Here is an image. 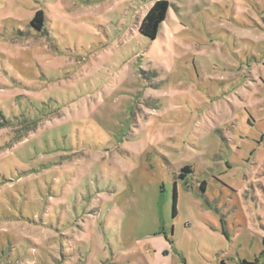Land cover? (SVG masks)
Masks as SVG:
<instances>
[{
  "label": "rangeland",
  "instance_id": "rangeland-1",
  "mask_svg": "<svg viewBox=\"0 0 264 264\" xmlns=\"http://www.w3.org/2000/svg\"><path fill=\"white\" fill-rule=\"evenodd\" d=\"M155 1L0 0V264H264V0Z\"/></svg>",
  "mask_w": 264,
  "mask_h": 264
},
{
  "label": "trees",
  "instance_id": "trees-1",
  "mask_svg": "<svg viewBox=\"0 0 264 264\" xmlns=\"http://www.w3.org/2000/svg\"><path fill=\"white\" fill-rule=\"evenodd\" d=\"M168 9V3L164 0H157L148 10L146 15L141 21L138 32L139 34L149 40H154L156 38L158 28L160 24L165 20V16ZM42 23V13L37 12L30 24L35 29H39ZM182 172H189V168L185 167L182 169ZM175 213V209H173ZM223 264V263H222ZM238 264H255L245 260L240 261Z\"/></svg>",
  "mask_w": 264,
  "mask_h": 264
}]
</instances>
